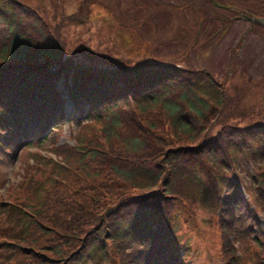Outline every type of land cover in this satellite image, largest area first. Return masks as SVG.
<instances>
[{"label": "trees", "instance_id": "obj_1", "mask_svg": "<svg viewBox=\"0 0 264 264\" xmlns=\"http://www.w3.org/2000/svg\"><path fill=\"white\" fill-rule=\"evenodd\" d=\"M24 9L15 0H0V130L7 129L0 143L15 138L16 145L30 139L42 144L55 132L67 102L73 113L66 119L76 129L94 122L72 146L55 148L62 155L58 173L40 185L36 207L27 204L22 213L24 236L44 261L38 264L61 263L68 254L92 260L97 250L110 264L116 256L123 264H169L171 258L170 264H177L165 198L177 192L188 196L177 188L178 178L198 177L199 169L209 174L213 161L225 168L229 156L223 148H239L223 142L224 121L217 135L210 134L213 102L224 104L220 86L201 71L191 76V69L166 60L101 64L77 59L65 54L44 23L23 25L26 14H38ZM202 150L213 161L200 159ZM213 176L225 188L217 196L223 217L230 220L238 190L231 186L233 179ZM77 194L86 203L79 204ZM259 194L264 198V187ZM88 196L101 201L95 213ZM250 242L257 245L256 264H263L264 241L255 235ZM224 249L235 257L226 242Z\"/></svg>", "mask_w": 264, "mask_h": 264}, {"label": "rangeland", "instance_id": "obj_2", "mask_svg": "<svg viewBox=\"0 0 264 264\" xmlns=\"http://www.w3.org/2000/svg\"><path fill=\"white\" fill-rule=\"evenodd\" d=\"M20 1L35 8L43 20L38 14H26L23 25L44 23L65 46V54L77 59L101 64L166 60L191 69V76L201 71L218 83L224 104L213 102L210 134L217 135L224 121L223 142L239 148H223L221 152L229 156L225 168L213 164L210 153L202 150L199 158L213 161L210 166L214 169L209 174L199 169L198 177L178 178L177 188L187 191L188 196L177 192L164 200L174 222L173 246L177 264H256L259 257L253 250L257 245L250 241L255 235L264 241V198L259 194L264 187V24L251 26L248 20L236 16L243 11L264 17V0H222L234 6L226 22L220 19L222 9L209 0ZM30 7L24 9L26 13L33 12ZM206 22H212L209 29H205ZM55 68L51 72L55 73L58 65ZM63 79L59 74L58 87H62ZM63 111V119L56 120L55 132L42 144L30 139L16 145L12 138L10 146L0 145V264L44 263L24 236L23 210L27 204L36 207L40 185L58 173L62 155L55 148L72 146L94 123L88 120L76 129L75 122L66 119L73 113L72 105L67 102L66 107L64 103ZM6 131L4 128L0 135L5 136ZM181 152L187 150L181 148ZM214 174L233 179L231 186L238 190V203L230 211V220L222 215L217 195L225 188L214 180ZM88 199L89 210L95 213L101 201ZM76 201L83 204L87 200L77 194ZM173 202L175 207L168 205ZM243 217L247 218L244 222ZM225 242L233 247L234 258L224 249ZM59 247L63 249L62 244ZM94 257L92 261L68 254L66 260L56 264H110L109 257ZM111 264H123L122 256H116Z\"/></svg>", "mask_w": 264, "mask_h": 264}, {"label": "flooded vegetation", "instance_id": "obj_3", "mask_svg": "<svg viewBox=\"0 0 264 264\" xmlns=\"http://www.w3.org/2000/svg\"><path fill=\"white\" fill-rule=\"evenodd\" d=\"M216 2H217V4H215V3L213 2V0H209V3H210L212 6H214V7H216V8H219V9H222L223 13H222V16L220 17V19H221L223 22H226V21L229 19V11H230V9L233 10L234 8H233V6L225 5L224 1H222V0H219V1L217 0ZM241 14H245V15H249V16H254V15L242 11V12H240V13L238 14V16H236V17H238V18H243V19H245V20H248V21L250 22L251 26H252L253 24H261L260 22H257V21H251L250 19L244 18ZM258 17H259V16H258ZM210 21H211V20H210ZM202 26H203L202 23H200V26H199V27H202ZM211 26H212V22H206V24H205V29H209ZM219 28H221V27H219ZM219 28H217V29H219ZM246 32H247V31H246ZM245 34H246V33H244V35H245Z\"/></svg>", "mask_w": 264, "mask_h": 264}, {"label": "water", "instance_id": "obj_4", "mask_svg": "<svg viewBox=\"0 0 264 264\" xmlns=\"http://www.w3.org/2000/svg\"><path fill=\"white\" fill-rule=\"evenodd\" d=\"M244 18L250 19L251 21H257L260 23H264V17H258V16H249L245 14H241Z\"/></svg>", "mask_w": 264, "mask_h": 264}, {"label": "bare ground", "instance_id": "obj_5", "mask_svg": "<svg viewBox=\"0 0 264 264\" xmlns=\"http://www.w3.org/2000/svg\"><path fill=\"white\" fill-rule=\"evenodd\" d=\"M95 255H96V254H95ZM94 258H95V257H94ZM97 258L99 259V257H97ZM95 259H96V258H95ZM98 259H97V260H98ZM92 261H93V259H92ZM102 261H103V260H102ZM76 263H77V262H76ZM84 263H85V262H84Z\"/></svg>", "mask_w": 264, "mask_h": 264}]
</instances>
